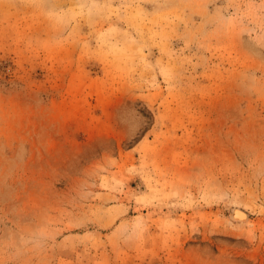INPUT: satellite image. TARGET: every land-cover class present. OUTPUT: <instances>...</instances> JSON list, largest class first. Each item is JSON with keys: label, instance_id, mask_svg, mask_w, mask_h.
Instances as JSON below:
<instances>
[{"label": "rangeland", "instance_id": "374dc122", "mask_svg": "<svg viewBox=\"0 0 264 264\" xmlns=\"http://www.w3.org/2000/svg\"><path fill=\"white\" fill-rule=\"evenodd\" d=\"M0 264H264V0H0Z\"/></svg>", "mask_w": 264, "mask_h": 264}, {"label": "bare ground", "instance_id": "6f19581e", "mask_svg": "<svg viewBox=\"0 0 264 264\" xmlns=\"http://www.w3.org/2000/svg\"><path fill=\"white\" fill-rule=\"evenodd\" d=\"M233 217L240 221H247L248 219V215L243 210L238 208L233 211Z\"/></svg>", "mask_w": 264, "mask_h": 264}]
</instances>
